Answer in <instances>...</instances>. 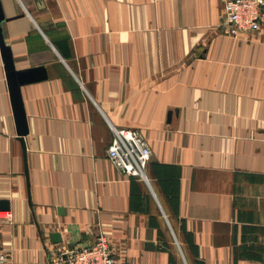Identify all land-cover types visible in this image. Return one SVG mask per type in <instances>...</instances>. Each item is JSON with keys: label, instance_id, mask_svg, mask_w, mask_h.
<instances>
[{"label": "crops", "instance_id": "obj_1", "mask_svg": "<svg viewBox=\"0 0 264 264\" xmlns=\"http://www.w3.org/2000/svg\"><path fill=\"white\" fill-rule=\"evenodd\" d=\"M0 14L11 264L99 236L115 264H264V23L232 37L221 0H0ZM113 128L146 139L145 178L109 159Z\"/></svg>", "mask_w": 264, "mask_h": 264}, {"label": "built area", "instance_id": "obj_2", "mask_svg": "<svg viewBox=\"0 0 264 264\" xmlns=\"http://www.w3.org/2000/svg\"><path fill=\"white\" fill-rule=\"evenodd\" d=\"M224 25L232 37L257 30L264 23V0H221ZM108 157L122 173L145 178L151 149L138 131L113 128ZM0 264H11V254L0 250ZM48 264H115L108 240L99 236L91 245L49 250Z\"/></svg>", "mask_w": 264, "mask_h": 264}, {"label": "water", "instance_id": "obj_3", "mask_svg": "<svg viewBox=\"0 0 264 264\" xmlns=\"http://www.w3.org/2000/svg\"><path fill=\"white\" fill-rule=\"evenodd\" d=\"M0 17L2 15L0 14ZM4 55L6 57L5 63L7 66V69L11 72L13 70V62H12V57L11 53L8 49H3ZM20 82L25 83L31 80L32 78H37L40 79L43 75L39 71H28L24 73H20ZM12 78L14 79V75H12ZM11 93H12V103H13V109L16 117V122L18 126V133L20 136H24L28 132V127H27V122H26V116L24 113L23 105H22V100L19 92V84L17 81L15 82V79L12 80L11 82ZM1 208L3 209H8V203L7 202H2L1 203ZM51 241L53 243H60L62 241L61 235L59 233H52L50 235Z\"/></svg>", "mask_w": 264, "mask_h": 264}]
</instances>
